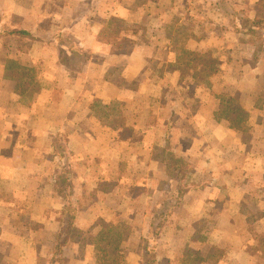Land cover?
I'll list each match as a JSON object with an SVG mask.
<instances>
[{
	"label": "crops",
	"instance_id": "0c3cea01",
	"mask_svg": "<svg viewBox=\"0 0 264 264\" xmlns=\"http://www.w3.org/2000/svg\"><path fill=\"white\" fill-rule=\"evenodd\" d=\"M169 1L0 0V264H47L65 227L52 180L72 172L76 229L91 230L94 253L107 233L120 264H264V38L198 34L191 5L186 48L213 61L174 60L180 0ZM127 187L148 196L125 218L144 232L128 236L123 195L140 193ZM79 241L55 264H97Z\"/></svg>",
	"mask_w": 264,
	"mask_h": 264
},
{
	"label": "rangeland",
	"instance_id": "374dc122",
	"mask_svg": "<svg viewBox=\"0 0 264 264\" xmlns=\"http://www.w3.org/2000/svg\"><path fill=\"white\" fill-rule=\"evenodd\" d=\"M200 1L201 0H193V1H191V0H180V11L178 13L180 21H177V22H179V24L181 23L182 25H180L178 27L179 33L177 35L175 34L173 36V40L176 42V47L178 48L177 55H176V58L174 60H181L182 62L183 61L186 62V60H190V59L198 60L196 62H202L203 60H208V61L212 60L213 61L212 56L201 57L199 55L192 54L186 48L187 43H188V39L191 37L190 34H191V30H192L193 21H188L187 17L185 16L184 10H187V6H191V5L193 7L194 6L199 7L200 13L202 14L200 17V20L197 23H195V25H193V26H195V28H198V34H202L204 32V30H205L206 34L207 33L208 34H211V33L214 34L215 33V36H219V35L221 36L222 34H224V36H226V39L229 42L230 46H236L235 42H236V40H239V39H244L243 40L244 43L249 45L251 43H255L256 40H261V38H264V28H262L261 25H259L257 27V31L255 33L244 32L243 35H240L238 33L239 36H237V38L232 33V32H234L233 30H231V32L229 31L230 28L234 29V25L237 21H239L240 25L242 26V24L246 23L245 21H247L246 20L247 18L251 19V20H258V21L264 22V19H262V17L255 18L256 16H254L252 14V9L254 8V5H255L253 0H203V4L199 3ZM172 2H173V0H172ZM225 3H227L228 6H230L236 13H238L240 15V17L239 18L230 17L228 15V12H226L227 10L224 8V6H221L222 4H225ZM166 4H164L162 6V9L164 11L165 10H171V5H170L169 0H166ZM136 6H138V3L135 2L134 7H136ZM150 8H151V6H148V10ZM152 9H153V5H152ZM154 10H155V8H154ZM239 10L243 11V12H239ZM181 11H183V12H181ZM148 20H145L144 22L147 25L148 24L151 25V27H153V28H156V27L158 28L162 24V22L159 19L153 18V19H150L149 22H148ZM116 25H118V24H116ZM120 25H122V24H120ZM166 26H167V29H169V30L172 26L175 28V25L170 24V23H168ZM173 31H174V29H173ZM239 43H242V42L240 41ZM258 44L260 45V43H258ZM256 47H257V44H256ZM259 49H260V47L257 50H259ZM238 54H242L240 47H237V48L230 47L229 49L226 50V52H224L225 58L228 59V61H231V63H234L236 61ZM54 170L57 171L56 166L54 167ZM68 175L69 176H67V178H69V179H67L66 183L61 185V183L60 184L58 183L57 179H54V180H52L53 185L50 188V192H51L50 194H51V198H52L51 202L54 203L53 208L55 209V210H52V213L56 216L60 214V219L62 220L63 223L67 221V218L65 216V214H66L65 206L68 204V199L66 200L65 197L68 196V194H70V196H69L70 200L73 202V204H75V206H76V200L79 201V199H76V194H75V191L78 187L76 185V183L74 182L75 174L72 172V174H71L72 176L70 174H68ZM108 182L110 183L109 192L112 191L113 187H118L117 184H115L113 180H111V181L108 180ZM59 186L62 187L64 190L62 192L63 194H61V195L56 194V192L59 189ZM63 186H65V187H63ZM127 189H130L131 193H133L135 195L140 193L139 191L137 193H134V190H137V189H135L133 187H127ZM125 193L127 194V192H125ZM144 196H147V195L140 193L135 198L133 196L132 197H129V196L126 197L125 194L123 195V197L126 199H124L121 203V211L128 214V215H123L125 223H127V225L124 226L123 222L122 221L121 222L123 224L122 230L125 229V234L127 236H128L130 231H133L130 234L135 233L136 230L144 232L143 230L145 228L139 227L137 225H133L132 220L125 219L126 217L133 218L136 216L134 213V210L131 206L144 203V200H145ZM62 198L66 201L65 204L62 202L63 201ZM117 202H114V205L117 204ZM63 204H64V207H63ZM97 205H98V202L94 203L93 207H96ZM60 208H61V210H60ZM35 216L38 217V215H35ZM140 217H142V216H140ZM40 220L41 219H39V218L36 219V225L37 226L40 225V223H39ZM57 226L58 225L55 223L54 225H52L51 228L48 229L50 234L53 233V231L57 228ZM152 230H153V228H150V229H147L145 231L147 234L150 235L152 232H154ZM63 231L66 232L65 227L63 228ZM90 231L91 230H89L87 233L86 232H84V233L78 232V230L75 233V231H74L75 234L73 233L71 238L72 239H75L76 237L80 238L79 248L85 255H86V252L89 251L90 253L93 254V256L94 255L97 256V252L94 253L93 250H91L92 245L90 244V241L92 240V238H91ZM36 235H37V232H36ZM152 235H154V234H152ZM49 240H50V236H49ZM146 240H147V242L151 241L149 238ZM152 241L150 242V244H145V246L143 248L145 250V253H147V255H151V254L156 252V245L154 244V241H153V243H152ZM111 251H113V250H111ZM125 251H127V250H125ZM136 256L137 255L135 254L130 259H128V261H129L128 264H131V263L150 264V261L148 258L147 259L143 258V259L138 260V257H136ZM94 258H95L94 261L96 262L97 259H96V257H94ZM123 261L126 263L127 260L125 261L123 258ZM47 264H49V261L47 262Z\"/></svg>",
	"mask_w": 264,
	"mask_h": 264
},
{
	"label": "trees",
	"instance_id": "16d2710c",
	"mask_svg": "<svg viewBox=\"0 0 264 264\" xmlns=\"http://www.w3.org/2000/svg\"><path fill=\"white\" fill-rule=\"evenodd\" d=\"M221 6H224V8L227 10L228 15L232 18H239L240 15L236 13L230 6H228L227 3L222 4ZM241 20V19H240ZM246 23L240 25V22L237 21L234 25V28L237 32H248V33H255L257 31V27L259 25L264 28V22L258 21V20H251L246 19ZM65 183L67 182V177L65 178ZM70 194L66 196V200L68 199V204L65 206L66 210V218L67 221L65 222V228L66 232L62 231L58 235V240L55 245L54 253L52 257L49 260V264H55L56 261H62L63 260V251L64 247L68 244V242L72 239V235L75 231L77 232L76 227V219H78V212H77V206L73 204V202L70 200ZM74 233V234H75ZM107 233L102 234L100 237H97L94 239L95 241V252H97V261L98 264H120L118 258H111L109 256V252L111 250H118L119 243L115 241V234L106 235ZM152 262H150L151 264Z\"/></svg>",
	"mask_w": 264,
	"mask_h": 264
}]
</instances>
